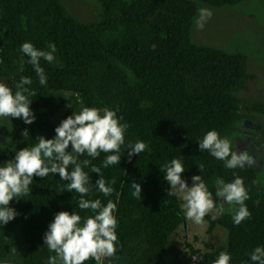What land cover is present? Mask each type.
<instances>
[{
  "label": "trees",
  "instance_id": "1",
  "mask_svg": "<svg viewBox=\"0 0 264 264\" xmlns=\"http://www.w3.org/2000/svg\"><path fill=\"white\" fill-rule=\"evenodd\" d=\"M96 1L101 8L99 19L82 22L68 13L61 0H0V83L15 92L20 78L29 77L32 83L25 87L37 94L29 97L35 116L32 124L11 118L15 131L10 144L0 146V166L15 151L32 147L37 136H55V127L73 112L67 109L60 114L66 103L63 93L78 98L80 109L107 107L128 125L120 163L103 167L106 155L112 153L101 152L96 158L85 153L78 158L90 160L83 168L90 181L84 198L116 204V254L104 258L102 264L161 263L166 245L186 219L181 211L183 201L168 196L169 186L163 179V166L172 159L183 164L181 175L189 185L193 175L201 176L215 207L220 202L216 181L242 178L250 218L234 224L238 205L232 213L205 218L210 227L217 224L227 231L224 252L231 257L229 264H254L251 252L264 247V185L253 169L226 168L207 151L200 152L197 143L210 130L226 139L241 118L236 93L253 79L246 70V56L193 42L195 0ZM199 1L234 7L245 0ZM24 42L43 51L55 45L53 62L40 60L45 85L39 83L29 58L20 51ZM249 110L264 113L259 103L251 104ZM24 130L28 134L23 135ZM137 141L147 147L129 158L127 147ZM92 166L100 168L99 176L91 171ZM101 177L114 189L107 197L95 186ZM132 183L141 185L140 199L133 196ZM67 185L58 174L43 179L34 176L29 193L10 201L9 207L18 215L6 225L18 227L25 244L18 264H48V257L55 255L43 244V235L57 212H75L82 219L93 215L79 208L80 195L69 192ZM6 225L0 226V264H9ZM219 253L208 250L199 255L191 248V256L199 255L196 264H213ZM84 264L96 261L89 259Z\"/></svg>",
  "mask_w": 264,
  "mask_h": 264
},
{
  "label": "clouds",
  "instance_id": "2",
  "mask_svg": "<svg viewBox=\"0 0 264 264\" xmlns=\"http://www.w3.org/2000/svg\"><path fill=\"white\" fill-rule=\"evenodd\" d=\"M212 15L211 10L200 9L196 20L197 28L203 29ZM48 47L50 51L39 50L30 42H24L20 47V51L29 58L28 63L33 66L41 85H45L47 81L40 65L41 58L48 63L55 59V45L49 44ZM31 83L29 77L22 76L15 85V92L6 84L0 83V117L21 119L26 125L34 122L35 116L30 108L32 100L29 97L37 94L25 87ZM127 128L128 125L120 122L114 110L107 107H82L78 113L73 110L71 115L60 121L54 129V137L46 139L37 136L32 147L15 151L14 157L0 166V226L6 225L18 215L14 208L9 207V203L29 193L34 176L43 179L49 174H58L60 180L68 181L69 192L74 190L80 195L79 208L91 210L93 215L83 219L79 214L68 211H59L54 215L43 235V244L55 253L48 257V264H84L89 259H94L96 264H102L104 258L114 257L118 239L115 232L117 220L114 216L116 204L111 200L105 205L100 199L84 198L90 191V181L89 174L83 168L90 164V160L80 161L78 158L85 153L91 158L98 157L101 152L112 153L106 155L103 167L119 164ZM25 133L27 130H24L23 135ZM197 143L200 152L207 151L223 161L226 168L251 167L256 164V160L246 150H233L230 141L221 138L215 130L206 132ZM146 147L141 141L134 145L130 143L127 154L129 158L138 156ZM198 169L203 170V164L199 165ZM91 171L98 176L100 174L99 167L92 166ZM163 171V179L169 186L168 196H177L183 201L181 211L186 219L198 225L202 224L205 215L213 210L214 201L201 176L193 175L192 184L189 186L182 178L181 174L185 169L179 159H172L170 163L165 164ZM111 183L115 184V180ZM95 186L98 192L106 197L114 191L102 177L95 180ZM132 187L135 189L133 196L140 199L141 185L132 183ZM216 196L229 207L238 205L233 214L234 224L239 225L243 220L250 218L251 213L245 205L249 197L242 178L236 177L227 183L222 178L218 179ZM212 219H216V216ZM11 250L16 251L15 248ZM230 259L229 254L221 251L213 264H229ZM250 260L254 264H264V247H256L250 254Z\"/></svg>",
  "mask_w": 264,
  "mask_h": 264
},
{
  "label": "rangeland",
  "instance_id": "3",
  "mask_svg": "<svg viewBox=\"0 0 264 264\" xmlns=\"http://www.w3.org/2000/svg\"><path fill=\"white\" fill-rule=\"evenodd\" d=\"M68 13L82 22L99 19L100 6L96 0H61ZM196 16L191 29L195 44L215 47L226 52H240L246 56L247 73L253 76L246 88L236 93L241 101V118L236 122L233 132L226 138L237 152L246 150L256 164L248 167L255 171L258 182L264 185V113L249 110L251 104L259 103L264 107V0H245L234 7H213L195 0ZM209 9L211 19L203 29L196 26L200 9ZM66 100L60 114L67 109L80 111L79 99L68 93L62 94ZM14 122L10 117H0V146L7 147L14 133ZM189 185V184H188ZM191 186V185H189ZM213 200V199H212ZM235 204L229 207L220 198L217 207L207 215L216 216L232 213ZM202 224L185 219L178 235L173 236L163 253L160 264H191V248L201 255L205 251H225L227 231L220 225L210 227L204 217ZM3 233L8 246L9 264H18L23 258L25 244L18 227L5 226ZM15 248L16 251L11 249ZM199 255H195L198 259Z\"/></svg>",
  "mask_w": 264,
  "mask_h": 264
},
{
  "label": "built area",
  "instance_id": "4",
  "mask_svg": "<svg viewBox=\"0 0 264 264\" xmlns=\"http://www.w3.org/2000/svg\"><path fill=\"white\" fill-rule=\"evenodd\" d=\"M190 260H191V264H196L197 262V258L195 256H191Z\"/></svg>",
  "mask_w": 264,
  "mask_h": 264
}]
</instances>
